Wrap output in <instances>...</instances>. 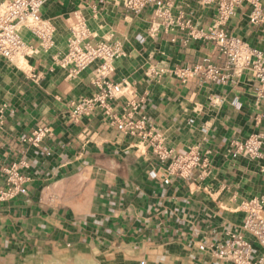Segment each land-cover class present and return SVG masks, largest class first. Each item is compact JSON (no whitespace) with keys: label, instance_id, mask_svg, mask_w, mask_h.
Wrapping results in <instances>:
<instances>
[{"label":"crops","instance_id":"0c3cea01","mask_svg":"<svg viewBox=\"0 0 264 264\" xmlns=\"http://www.w3.org/2000/svg\"><path fill=\"white\" fill-rule=\"evenodd\" d=\"M173 2L175 15L207 29L213 8ZM153 9L135 14L123 0H46L41 15L54 26L53 46L37 45L25 65L18 55L0 59V165L25 158L30 176L26 194L0 200V264H232L199 245L242 232L244 200L264 194L257 163L225 155L231 140L264 125L255 123L264 108L255 101L258 82L248 71L225 83L202 72L181 81L176 69L223 67L227 58L211 40L184 43L188 29L149 36ZM74 12L92 41L122 43L110 79L128 81L141 99L138 112L165 146L209 151L207 176L195 171L164 184L163 164L147 140L119 131L99 111L71 121L69 102L94 90L93 65L68 79L55 62L66 51ZM226 30L264 51V32L248 23L245 7L236 8ZM20 34L35 40L23 26ZM37 127L50 133L34 146L27 138Z\"/></svg>","mask_w":264,"mask_h":264},{"label":"built area","instance_id":"2783aa9c","mask_svg":"<svg viewBox=\"0 0 264 264\" xmlns=\"http://www.w3.org/2000/svg\"><path fill=\"white\" fill-rule=\"evenodd\" d=\"M46 0H4L0 3V59L12 61L17 55L27 58L37 45L43 49L53 46V24L41 15ZM201 5L213 8L214 14L207 29L193 26L191 20L184 19L182 12L175 15L173 0H123V5L135 14L153 6L152 20L148 28L149 36H156L161 30L188 29L182 38L186 43L190 38H204L214 42L227 61L223 67L208 63L193 68H179L174 73L181 81L204 73L206 80L225 83L232 74L240 75L248 71L257 80L255 92L257 104H264V51L250 46L241 37L231 35L226 30L229 19L237 7L247 9L248 23L264 32V0H197ZM25 27L34 37V42L25 41L20 27ZM66 51L55 59L58 66L66 70V78H76L83 70L91 68L90 81L94 90L69 102L68 114L73 122L84 116L101 112L111 125L119 131L147 140L155 157L163 164L162 182L169 184L173 177L189 179L198 171L199 177H205L210 171L208 152L198 147H190L179 152L163 144L161 136L153 131L146 122V115L138 112L141 99L128 89L126 80L114 82V61L124 55L120 41L101 39L92 41L85 19L74 12V21L70 26ZM35 53V52H34ZM264 121V108L255 116V123ZM50 133L47 127H37L27 141L38 146ZM232 158L243 157L255 161L261 173H264V125L242 139L230 141L225 152ZM29 167L25 158L13 161L9 165H0V174L4 175L0 185V200H8L28 192L30 176L24 171ZM153 176H156L154 174ZM245 217L241 231L230 232L216 243H202L199 248L209 250L217 258L232 264H264V194L251 197L243 202ZM255 241L257 247L252 243ZM144 264V260L140 261Z\"/></svg>","mask_w":264,"mask_h":264},{"label":"rangeland","instance_id":"374dc122","mask_svg":"<svg viewBox=\"0 0 264 264\" xmlns=\"http://www.w3.org/2000/svg\"><path fill=\"white\" fill-rule=\"evenodd\" d=\"M32 53H34V52H32ZM18 59H19V63H20V64H22V65H25V64H26V62H25V60H24L23 57L18 56Z\"/></svg>","mask_w":264,"mask_h":264}]
</instances>
